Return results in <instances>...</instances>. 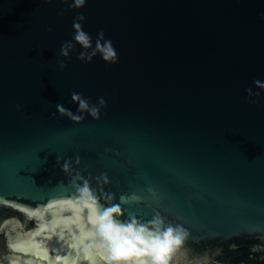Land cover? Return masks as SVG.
Wrapping results in <instances>:
<instances>
[{"label":"water","instance_id":"95a60500","mask_svg":"<svg viewBox=\"0 0 264 264\" xmlns=\"http://www.w3.org/2000/svg\"><path fill=\"white\" fill-rule=\"evenodd\" d=\"M78 14L93 47L101 30L113 42L118 63L85 64L79 45L60 55ZM256 80L264 0H87L77 10L0 0V264H108L72 188L77 172L125 217L159 212L187 229L170 264H264ZM248 88L261 91L257 103ZM73 92L103 97L100 119L61 117L57 104L76 113ZM104 173L108 184L96 180Z\"/></svg>","mask_w":264,"mask_h":264},{"label":"clouds","instance_id":"9594fccd","mask_svg":"<svg viewBox=\"0 0 264 264\" xmlns=\"http://www.w3.org/2000/svg\"><path fill=\"white\" fill-rule=\"evenodd\" d=\"M51 2V0H45ZM69 5V10L81 9L86 5L87 0H61ZM63 15V11L59 13ZM86 17L78 14L73 20L72 41H65L61 45L60 55L65 59H70V53L76 51L79 45L82 51L76 59L85 64L100 55L106 64H116L119 61L118 53L111 40H105L103 30L97 33L95 46L93 47L91 36L83 30V23ZM52 31L51 28L48 29ZM58 67L63 70L66 65L64 60L58 61ZM257 89L264 91V82L254 81ZM248 102L255 104L261 95V91L253 92L251 88L246 89ZM71 102L78 105L76 113L65 108L61 104L56 105V110L61 117H66L75 123H81L85 119V114L92 119H100V109L106 107L103 97L99 98L96 104H91L89 99L83 98L82 93H71ZM22 106L17 105L19 111ZM79 162V157L76 158ZM59 162V158H57ZM70 161H65L62 171H69ZM77 177L81 181L73 184L76 199L80 205L86 207L91 212L90 224L92 235L98 241L100 249L105 253L108 264H170L172 255L178 251L189 240L191 234L182 225L166 223L165 218L157 212L150 220L144 221L135 216L125 217V210L119 204L104 206L100 203L96 191L90 185V177L85 179L79 172ZM98 182L103 181L108 184L107 174L97 177ZM72 184V182H69ZM123 199V197H122ZM237 245H230L231 250H235ZM258 246H253L252 252H256ZM222 249H216L213 255H220ZM264 259V257H261ZM215 264L219 262L215 261Z\"/></svg>","mask_w":264,"mask_h":264}]
</instances>
